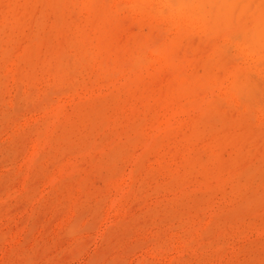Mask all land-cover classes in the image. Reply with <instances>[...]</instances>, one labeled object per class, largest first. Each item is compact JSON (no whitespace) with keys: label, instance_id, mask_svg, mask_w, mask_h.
I'll use <instances>...</instances> for the list:
<instances>
[{"label":"rangeland","instance_id":"rangeland-1","mask_svg":"<svg viewBox=\"0 0 264 264\" xmlns=\"http://www.w3.org/2000/svg\"><path fill=\"white\" fill-rule=\"evenodd\" d=\"M137 1L155 15L119 10L125 0H0V264H264V61L249 49L264 0L249 12L245 0ZM179 8L235 24L207 36L177 22ZM105 32L145 58L147 47L172 48L191 87L216 74L222 84L240 64L237 96L217 86L172 134H155L154 97L173 92L175 72L106 83L86 55L77 61V45L90 54Z\"/></svg>","mask_w":264,"mask_h":264},{"label":"bare ground","instance_id":"bare-ground-1","mask_svg":"<svg viewBox=\"0 0 264 264\" xmlns=\"http://www.w3.org/2000/svg\"><path fill=\"white\" fill-rule=\"evenodd\" d=\"M111 1V0H110ZM143 2V1H142ZM250 2H251V0H245L244 1V4H243V6L242 7H244V9H248L247 10V12H249V11H251V8H247L246 6L248 5V4H250ZM153 3V2H152ZM159 3V2H158ZM239 3V2H238ZM117 4V3H116ZM123 4L125 5L124 7H123ZM260 5H261V3H259ZM122 6V8L121 9H119V10H122V9H127L129 12H131V13H134V14H137V15H139L140 16V18L141 17H146V16H154L155 14H154V12H155V10H152L153 8L151 7H148L147 5H145V4H143V3H139L137 0H125V2L124 3H122V4H118V6ZM260 5H259V7H260ZM264 5V4H263ZM117 7V6H116ZM157 7V6H156ZM181 7V6H180ZM246 7V8H245ZM256 7V6H255ZM5 8V7H4ZM241 8V7H240ZM160 10V9H159ZM156 11H158V10H156ZM159 12V11H158ZM157 12V13H158ZM164 12V14H166V12L165 11H163L162 10V13ZM262 12V11H261ZM260 12V14L258 13V15H255V13H251L252 15H255V16H253V21H252V23H254V25L257 27V29H258V31L255 33V35L252 37V40H251V42H250V45H249V49H250V51H251V57L253 56H257V58L256 59H258V60H260V61H264V10H263V15H261L262 13ZM162 13H158V14H162ZM211 13V12H210ZM244 13H245V11H244ZM70 15V14H69ZM236 16H238L237 14H235ZM243 15V14H242ZM128 16V15H127ZM67 17V16H66ZM129 17V16H128ZM131 17H133V16H131ZM246 17V16H245ZM249 17V16H248ZM209 18H211V16H207V15H205V14H200V15H196V14H194V13H192L191 11H187L186 9H183V8H179V9H177V11L175 12V19L177 20V22H181V24H183L184 25V27H186V28H189V29H197V30H199L202 34H204V35H209V34H213V33H216V27H215V24H219V23H223L224 24V26L225 27H227L226 29H229V28H231V27H229V26H231V25H233V24H235L234 22H235V20H233V19H231V18H226V17H224V16H220V14L219 15H217L216 16V18H215V21L214 20H211V19H209ZM76 19H78L77 17H76ZM231 20V21H230ZM247 20V19H246ZM166 21V20H165ZM250 21V20H249ZM248 21V22H249ZM123 22H125V21H123ZM141 22V21H140ZM112 24V23H111ZM110 25V24H109ZM163 25V24H162ZM170 25V24H169ZM210 25H212V27H210ZM246 24L244 23V26H245ZM250 25V24H249ZM135 26V25H134ZM136 26H138V25H136ZM145 26H147L146 24H145ZM175 26V25H174ZM170 27H173V26H170ZM176 27V26H175ZM221 27V26H220ZM223 27V26H222ZM221 27V28H222ZM247 27V26H246ZM133 28V27H132ZM142 28V27H141ZM147 28V27H146ZM136 29V28H135ZM237 29H238V27H237ZM113 30H115V29H113ZM143 30V29H142ZM141 30V31H142ZM234 30V29H233ZM124 31V30H123ZM131 31V30H130ZM141 31H139L138 33H141ZM219 31V30H218ZM143 32V31H142ZM163 32V31H162ZM227 32V31H226ZM228 32H230V31H228ZM227 32V33H228ZM118 33V32H117ZM117 33H114V32H108V33H106L105 32V34H100L101 36H99V37H95L94 39H93V37H92V39H93V41H95V43L93 44L94 45V47H93V51L90 53V54H88L87 52H88V48H87V45L86 44H78L77 46L79 47V55H78V58H77V61L78 60H81L85 55L88 57V61H92V65L94 66V68L99 72V74L101 75L102 73H104V81L106 82V83H109L110 81L112 82V86H115V85H117L118 83V81H119V78L120 77H122V75L125 77V74H126V80H129L128 82L130 83V82H132V81H134L135 80V78H137V76H139V75H142L143 73L144 74H146V76H148V77H150L151 79H154L155 77H156V75H157V73L158 72H160L161 71V69H167V70H172V71H174L175 72V74L173 75V78H172V80H174L175 82H176V84H175V86H174V88L172 87V90H173V92L172 93H170V95H166V94H161V95H159V96H156V97H154V98H156V99H160L161 100V108H162V114L159 116V118L154 122V124L152 125V127H151V131H152V129H153V132H155V134H157V133H162V134H164V136L165 137H167V136H169L170 134H172V132L174 131V129L176 128V127H178L180 124H181V117L183 116L184 117V115L185 114H187L188 113V115H189V113H190V111H192V110H194V109H196L195 110V112H197V110L198 109H200V108H196V106H197V104H198V101L199 100H202V101H204V104L205 103H209V102H211V100H212V98H213V96H214V92H212V90H213V88H216L217 86H219V89H221V93L223 94V95H225V96H228V97H234V96H237V91H238V87H240V84H241V77H242V70H241V68L239 67V65L237 66H235L234 65V67L233 66H228V68L230 67L231 68V72L228 74V76L225 78V80H224V83H222V84H219V81H218V76H216V75H210V76H208V79H206V77L204 78L203 77V79H202V77H201V79L202 80H200V82H199V84H197L196 86H194V87H191V84L190 83H188V82H186L185 80H183V79H181V77H180V75H181V72H180V74H179V71H178V65H177V63H176V61L174 60V59H176L175 57H173V54H175V53H173V52H171V49L172 48H168V47H166V48H163V47H155V46H153V47H147L146 49H145V51H147L148 52V54H149V56H147V58H145L144 57V53H143V51L141 50V51H138V47L136 46V45H132V44H126L125 46H117V44H116V42H117ZM137 33V34H138ZM122 34H124V33H122ZM121 34V35H122ZM136 34V35H137ZM143 34V33H142ZM158 34H159V32H158ZM164 35H165V33H163ZM47 35V34H46ZM103 35V36H102ZM224 35V34H223ZM138 36V35H137ZM123 37V36H122ZM139 37V36H138ZM142 37V36H141ZM140 38V37H139ZM89 39V38H88ZM145 39V38H144ZM62 40V39H61ZM154 40H157V39H154ZM158 40H161V39H158ZM26 41V40H25ZM89 42H90V39L88 40ZM24 42V41H23ZM218 43V42H217ZM1 44V43H0ZM187 44V43H186ZM216 44V43H215ZM8 45H10V44H8ZM152 45H154V43L152 44ZM2 46V45H1ZM9 47V46H8ZM213 47H214V45H213ZM43 48V47H42ZM204 48V47H203ZM174 49V48H173ZM206 50V49H205ZM205 50H203V51H205ZM36 51H37V49H36ZM138 51V52H137ZM203 51H200L199 53H201V52H203ZM140 52V53H139ZM135 53H138V54H135ZM173 53V54H172ZM180 53V52H179ZM208 53V52H207ZM206 54V53H205ZM112 56V59H110L109 58V60H106L105 59V57H107V56ZM201 55V54H200ZM203 55V54H202ZM85 56V57H86ZM195 56V55H194ZM196 56H198V55H196ZM191 57V56H190ZM178 58H179V55H178ZM192 59H193V57H191ZM195 58V57H194ZM179 60H180V58H179ZM183 60V59H182ZM187 60H189L188 58L185 60V61H187ZM251 60V59H250ZM178 61V60H177ZM184 61V62H185ZM11 62V61H10ZM79 62V61H78ZM183 62V61H182ZM257 62V61H256ZM83 63V62H82ZM39 64V63H38ZM76 64V63H75ZM183 64H185V63H183ZM191 64H193V63H191ZM198 64V63H197ZM9 65V64H8ZM70 65V64H69ZM76 65H78V64H76ZM196 65V64H195ZM252 65V64H251ZM72 66V65H71ZM218 66V65H217ZM241 66V65H240ZM23 67V66H22ZM233 67V68H232ZM79 68V67H78ZM184 69V67L182 68V69H179V70H183ZM189 69V68H188ZM191 69V68H190ZM9 70V69H8ZM75 71H76V69H75ZM185 71V70H184ZM188 71H190V70H188ZM187 71V72H188ZM195 71V70H194ZM9 72H10V70H9ZM18 72V71H17ZM73 72V71H72ZM171 71H169V73H170ZM196 72V71H195ZM19 73V72H18ZM74 73V72H73ZM168 73V75H170ZM199 73V72H198ZM226 73H228V72H226ZM226 73H223V74H226ZM21 74V73H20ZM75 74V73H74ZM186 74V73H185ZM190 74V73H189ZM194 74V73H193ZM219 74V73H218ZM222 74V75H223ZM7 75V74H6ZM208 75V74H207ZM24 76V75H23ZM71 76H72V74H71ZM167 76V75H166ZM171 76V75H170ZM191 76V75H190ZM21 77V76H20ZM222 77V76H221ZM220 77V78H221ZM102 78V81H103V77H101ZM164 78H166V77H164ZM170 78V77H169ZM5 79V78H4ZM124 80H125V78H123ZM122 79V80H123ZM189 79V78H188ZM191 79V78H190ZM193 79V78H192ZM191 79V80H192ZM121 80V79H120ZM164 80V79H163ZM163 80H162V82H163ZM190 80V81H191ZM221 80V79H220ZM1 81H3V80H1ZM0 81V82H1ZM10 81V80H9ZM156 81V80H155ZM171 81V80H170ZM121 82V81H120ZM117 83V84H116ZM155 83H157V82H155ZM154 83V84H155ZM110 84V83H109ZM162 84V83H161ZM219 84V85H218ZM111 85H108V87L109 86H111ZM157 85V84H156ZM156 85H154V87L156 86ZM221 85V86H220ZM9 86V85H8ZM162 86V85H161ZM21 86H19L18 88H20ZM91 87H92V85H91ZM106 87V86H105ZM140 88H142L141 86H139ZM163 87H164V85H163ZM71 88V87H70ZM110 88V87H109ZM131 88V87H130ZM161 88V87H160ZM104 89V88H103ZM139 89V88H138ZM20 90V89H19ZM51 90V89H50ZM30 91V90H29ZM65 91V90H64ZM83 91V90H82ZM81 91V92H82ZM102 91V90H101ZM137 91H140V90H137ZM157 91V90H156ZM59 92H60V90H59ZM66 92V91H65ZM100 92V91H99ZM104 92V91H103ZM155 92V91H154ZM153 92V93H154ZM158 92H159V90H158ZM162 92V91H161ZM52 93V92H51ZM57 93H58V91H57ZM61 93V92H60ZM60 93H58V94H60ZM91 93V92H90ZM102 93V92H101ZM105 93H106V91H105ZM104 93V94H105ZM137 93V92H136ZM135 93V94H136ZM144 93V92H143ZM156 93V92H155ZM19 94V93H18ZM55 94V93H54ZM79 94V93H78ZM88 94L89 93H87V95H84V97L85 96H88ZM94 94V93H93ZM99 94V93H98ZM147 94H150V93H147ZM146 94V95H147ZM52 94H50V96H51ZM55 95H57V94H55ZM61 95V94H60ZM64 95V94H63ZM79 95H81V94H79ZM90 95V94H89ZM151 95H152V93H151ZM10 96V95H9ZM49 95H47V97H48ZM74 96V95H73ZM136 96V95H135ZM155 96V95H154ZM82 97V96H81ZM146 97H148V98H150V96H146ZM145 97V98H146ZM32 98V97H31ZM43 98H45V97H43ZM76 98V96L74 97V99ZM78 98H79V96H78ZM121 98H122V96H121ZM145 98H143V99H145ZM147 99V98H146ZM17 100V99H16ZM48 100V99H47ZM72 101H74L73 100V98L71 99ZM45 101H46V99H45ZM64 101V100H63ZM68 101V100H67ZM70 101V100H69ZM141 101V100H140ZM157 101V100H156ZM16 102V105H17V103H18V101H15ZM51 102V101H50ZM58 102V101H57ZM149 103V102H148ZM148 103H145V104H148ZM224 103V102H223ZM48 104V103H47ZM61 104H63V103H61ZM67 104V103H66ZM114 105V104H113ZM37 106V105H36ZM138 106V105H137ZM137 106H135V107H137ZM203 107V106H202ZM201 107V108H202ZM14 108V107H13ZM29 108V107H28ZM36 108V107H35ZM20 110H21V108H19ZM129 109H130V107H129ZM137 110H141V108L140 109H137ZM37 111V110H36ZM53 111V110H52ZM69 111V110H68ZM125 111V110H124ZM153 111V110H152ZM202 111V110H201ZM47 112H49V111H47ZM126 112V111H125ZM125 112H123V113H125ZM194 112V113H195ZM199 112V111H198ZM18 113V112H17ZM42 113V112H41ZM150 113V112H149ZM39 115H40V113H39ZM190 115H191V113H190ZM128 116V115H127ZM126 116V117H127ZM134 117V116H133ZM148 117V116H147ZM186 118H187V115L185 116ZM28 119V118H27ZM26 119V120H27ZM112 119V118H111ZM55 120V119H54ZM150 120V119H149ZM186 120V119H185ZM254 120V119H253ZM17 121V120H16ZM55 122V121H54ZM127 122V121H126ZM184 122V121H183ZM20 123H22V122H20ZM31 123V122H30ZM122 123H124V122H122ZM153 123V122H152ZM21 125V124H20ZM23 125H24V123H23ZM16 126V125H15ZM51 126V125H50ZM146 126H148V125H146ZM12 128V127H11ZM125 127H122V129H124ZM51 129V128H50ZM148 129V128H147ZM106 130V129H105ZM104 130V131H105ZM180 130H183L182 128L180 129ZM3 131V130H2ZM7 131V130H6ZM37 131V130H36ZM147 131V130H146ZM151 131H150V134H151ZM239 131H241V130H239ZM106 132V131H105ZM45 133H47V132H45ZM147 133H148V131H147ZM186 133H187V131H186ZM4 134H6V133H4ZM182 134V133H181ZM153 135H154V133H153ZM3 136V135H2ZM35 136V135H34ZM52 136V135H51ZM133 136V135H132ZM4 137V136H3ZM2 137V138H3ZM39 137V136H38ZM118 137V136H117ZM116 137V138H117ZM151 137H152V134H151ZM179 137V136H178ZM2 138H1V140H2ZM42 138V137H41ZM115 138V139H116ZM34 139V138H33ZM98 139V138H97ZM114 139V140H115ZM174 139H176V138H174ZM30 140V139H29ZM81 140V139H80ZM113 140V139H112ZM178 140V139H177ZM98 141V140H97ZM194 141V140H193ZM260 141V140H259ZM30 142V141H29ZM56 142H57V140H56ZM120 142V141H119ZM150 142V140L148 141V143ZM176 142V141H175ZM78 143V142H77ZM76 143V144H77ZM81 143V142H80ZM82 144V143H81ZM31 145H32V143H31ZM44 145V144H43ZM33 146V145H32ZM45 146V145H44ZM46 146H47V144H46ZM147 146H148V144H147ZM146 146V147H147ZM19 147V146H18ZM37 147V142H35V145H34V148H36ZM43 147V146H42ZM165 147V146H164ZM22 148V147H21ZM165 149V148H164ZM182 149V148H181ZM227 149V148H226ZM23 150V149H22ZM105 150V149H104ZM142 150V149H141ZM225 150V149H224ZM28 151V150H27ZM30 151V150H29ZM32 151H33V148H32ZM39 151H40V149H39ZM89 152V151H88ZM159 152V151H158ZM228 152V151H227ZM243 152V151H242ZM260 153H263L264 151L263 150H261V151H259ZM34 153V152H33ZM137 153V152H136ZM140 153V152H139ZM192 153V152H191ZM258 153V152H257ZM260 153H259V155H260ZM24 154V153H23ZM178 154V153H177ZM180 154V153H179ZM29 155H31V152H30V154ZM95 155H97L96 153H95ZM137 155V154H136ZM191 155V154H190ZM257 155V154H256ZM25 156V155H24ZM120 156V155H119ZM163 156H165V155H163ZM167 156V155H166ZM174 156V155H173ZM220 156H221V154H220ZM258 156V155H257ZM26 157H27V155H26ZM73 157V156H72ZM178 157V156H177ZM176 157V158H177ZM230 157H231V155H230ZM233 157V156H232ZM255 157V156H254ZM30 158V157H29ZM78 158H79V156H78ZM134 159H135V157H133ZM132 158V159H133ZM150 158V157H149ZM160 158V157H159ZM175 158V157H174ZM186 158V157H185ZM221 158V160H222V156L220 157ZM225 158V157H224ZM133 159V161H135ZM166 159V158H165ZM226 159H227V157H226ZM225 159V160H226ZM70 160V159H69ZM7 161V160H6ZM5 161V162H6ZM74 161V160H73ZM72 161V162H73ZM132 161V162H133ZM252 161V160H251ZM52 162V161H51ZM131 162V163H132ZM225 162V161H224ZM226 162H228V161H226ZM17 163V162H16ZM19 163V162H18ZM113 164H114V162H112ZM155 163V162H154ZM154 163L152 164V165H154ZM169 163V162H168ZM177 163V162H176ZM175 163V164H176ZM82 164V163H81ZM105 164V163H104ZM175 164H174V166H175ZM177 164H179V163H177ZM176 164V165H177ZM248 164V163H247ZM30 165V164H29ZM64 165V164H63ZM145 165V164H144ZM171 165V164H170ZM48 166H49V164H48ZM77 166V165H76ZM102 166V165H101ZM105 166V165H104ZM131 166V165H130ZM217 166V165H216ZM205 167V166H204ZM213 167V166H212ZM230 167V166H229ZM62 168V167H61ZM137 168V167H136ZM21 169H22V167H21ZM27 169H28V167H27ZM170 169H171V167H170ZM19 170V169H18ZM136 170V169H135ZM241 170V169H240ZM123 171V170H122ZM234 171H236L235 169H234ZM233 171V172H234ZM26 172V171H25ZM28 173V172H27ZM60 173V172H59ZM26 174V173H25ZM55 174V173H54ZM68 174V173H67ZM230 174H232V172L230 173ZM28 175V174H27ZM64 175V174H63ZM123 175V174H122ZM125 175V174H124ZM128 175H129V177H130V174L128 173ZM127 175V176H128ZM226 175L228 176L229 175V172L228 173H226ZM225 174H224V176H226ZM26 176V175H25ZM55 176V175H54ZM226 176V177H227ZM57 177V176H56ZM54 178V179H57V178ZM123 178V177H122ZM220 178H222V176L220 177ZM224 178V177H223ZM219 179V178H218ZM217 179V180H218ZM117 180V179H116ZM120 180V179H119ZM118 180V181H119ZM123 180V179H122ZM122 180H120V182L122 181ZM117 181V182H118ZM149 181V180H148ZM6 182V181H5ZM43 182H44V180H43ZM116 182V183H117ZM123 182V181H122ZM125 182V181H124ZM21 183V182H20ZM54 183V182H53ZM52 183V184H53ZM127 183H129V182H127ZM127 183H125V185L127 184ZM212 183H214V182H212ZM51 184V183H50ZM130 184V183H129ZM128 184V185H129ZM208 184V183H207ZM121 185H122V183H121ZM124 185V184H123ZM124 185V186H125ZM203 185V184H202ZM213 185V184H212ZM15 186V185H14ZM113 186H114V184H113ZM42 186H40V188H41ZM49 187V186H48ZM127 187V186H126ZM201 188H203L202 186H200ZM42 188H44V187H42ZM115 188V187H114ZM187 188V187H186ZM188 188H191V186L190 187H188ZM195 188V187H194ZM227 188V187H226ZM17 189H19V188H17ZM21 189V188H20ZM45 189H47V187L45 188ZM123 189V188H122ZM134 189H135V187H134ZM184 189V188H183ZM182 189V190H183ZM41 191H42V189H40ZM121 190V189H120ZM44 191V190H43ZM123 191H125V190H123ZM45 192V191H44ZM43 192V193H44ZM133 192H134V190H133ZM18 193H20V190L18 191ZM43 193H41V195H43ZM120 193H121V191H120ZM179 193V192H178ZM182 193V192H181ZM234 193V192H233ZM49 194V193H48ZM118 195H120L118 198H113L112 200V202H111V206H110V208L113 210V211H115L116 213H118V212H121V209H122V199H123V195L122 194H118ZM165 195V194H164ZM176 195V194H175ZM14 196V195H13ZM132 195H130V197H131ZM162 196H163V194H162ZM172 196V195H171ZM216 196H219V195H216ZM16 197V196H15ZM111 197V196H110ZM116 197H117V195H116ZM161 197V196H160ZM131 198H134V197H131ZM130 198V199H131ZM165 198V197H164ZM156 200H157V197L155 198ZM36 200H38V197H37V199ZM72 200V199H71ZM107 200V199H106ZM150 200V199H149ZM109 201H111V200H109ZM18 202H19V199H18ZM34 202H35V200H34ZM17 203V202H16ZM23 203V202H22ZM108 203V202H107ZM35 204V203H34ZM147 204V203H146ZM125 205L126 204H124V207H125ZM145 205V204H144ZM149 205V204H148ZM147 205V206H148ZM31 206H33V205H31ZM71 206V205H70ZM151 206V205H150ZM20 209H21V207H20ZM19 209V210H20ZM28 209V208H27ZM109 210V209H108ZM122 210H124V209H122ZM109 211H111V210H109ZM29 212V211H28ZM208 213V212H207ZM51 214V213H50ZM70 214V213H69ZM107 214H109V213H107ZM112 214V213H111ZM31 215H32V213H31ZM61 215H63V214H61ZM73 215V214H72ZM110 215V214H109ZM113 215V214H112ZM212 215V214H211ZM70 216H71V214H70ZM69 216V217H70ZM111 216V215H110ZM8 217V216H7ZM109 217V216H108ZM8 218H10V216L8 217ZM7 218V219H8ZM49 218V217H48ZM56 218V217H55ZM73 220H75V219H73ZM79 219H77L76 221H78ZM206 220V219H205ZM54 221V220H53ZM66 221V220H65ZM207 221V220H206ZM246 221V220H245ZM51 222H52V220H51ZM55 222V221H54ZM75 222V221H74ZM63 223H64V221H63ZM71 223H73L72 221H71ZM205 223V222H204ZM207 223V222H206ZM205 223V224H206ZM52 224V223H51ZM27 225V224H26ZM72 225H74V223L72 224ZM75 225H76V222H75ZM75 225H74V228H75ZM21 226V225H20ZM71 226V225H70ZM69 226V227H70ZM85 226V225H84ZM192 226H194V224L192 225ZM14 227H15V225H14ZM63 227V226H62ZM61 227V228H62ZM87 227V226H86ZM202 227H203V225H202ZM73 228V229H74ZM200 228V227H199ZM24 229V228H23ZM72 229V230H73ZM86 229V228H85ZM71 230V231H72ZM9 231V230H8ZM21 231V230H20ZM30 230H28V232H29ZM83 231V230H82ZM87 231V230H86ZM260 231V230H259ZM258 231V232H259ZM66 232V231H65ZM79 232V231H78ZM264 232V231H263ZM11 233V232H10ZM9 233V234H10ZM66 233H68V232H66ZM65 233V234H66ZM76 233V232H75ZM74 233V234H75ZM79 233H81V232H79ZM6 235H7V232L5 233ZM65 234H63L64 235V237L66 238V235ZM260 234V233H259ZM263 234V233H262ZM256 235H258V234H256ZM5 237V236H4ZM3 237V238H4ZM27 237V236H26ZM195 237V236H194ZM193 237V238H194ZM0 239H1V236H0ZM27 239V238H26ZM61 239H63V238H61ZM66 240V239H65ZM197 240V239H196ZM8 241V240H7ZM0 242H2V240L0 241ZM183 243V242H182ZM191 243H193V242H191ZM200 244V243H199ZM8 248V247H7ZM20 248V247H19ZM3 249V248H2ZM166 249H167V247H166ZM8 250V249H7ZM2 251V250H1ZM4 255H6V254H4ZM202 257V256H201ZM240 258V257H239ZM195 260V259H194ZM193 260V261H194ZM27 263V262H26Z\"/></svg>","mask_w":264,"mask_h":264}]
</instances>
